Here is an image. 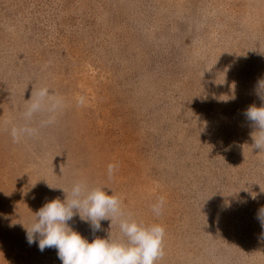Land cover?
<instances>
[{"label":"rangeland","instance_id":"1","mask_svg":"<svg viewBox=\"0 0 264 264\" xmlns=\"http://www.w3.org/2000/svg\"><path fill=\"white\" fill-rule=\"evenodd\" d=\"M260 79L264 0H0V264H62L25 227L65 198L49 185L81 180L165 228L156 264H264V151L244 114ZM14 126L37 132L16 142ZM69 223L125 239L116 220Z\"/></svg>","mask_w":264,"mask_h":264},{"label":"clouds","instance_id":"2","mask_svg":"<svg viewBox=\"0 0 264 264\" xmlns=\"http://www.w3.org/2000/svg\"><path fill=\"white\" fill-rule=\"evenodd\" d=\"M256 94L262 104L250 105L244 114L256 129L261 130V135L254 137V149L264 151V79L258 81ZM47 98L48 89H40L36 98L27 105L24 113L26 121L44 110ZM36 132L37 129L28 126L11 128L12 138L16 142ZM116 168L115 164L108 166L110 176ZM49 186L62 189L65 198L49 200L35 212L31 227H25L29 245L38 244L41 252L56 249L62 264H156L163 257L165 228L132 219L125 213L121 199L111 188L90 187L83 180L74 183L70 192L63 187ZM164 204V199L160 198L153 205V212L160 215ZM77 215L90 224L93 232L101 229L102 221L109 220L110 224L113 220L118 221L125 239L116 240L109 235L107 238L96 236L89 240L69 223ZM257 219L264 227V207L259 209Z\"/></svg>","mask_w":264,"mask_h":264}]
</instances>
